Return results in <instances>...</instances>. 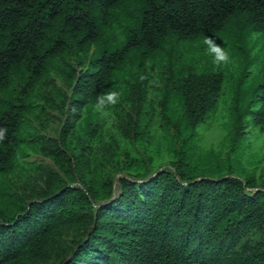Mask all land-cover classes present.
Masks as SVG:
<instances>
[{
  "label": "trees",
  "instance_id": "1",
  "mask_svg": "<svg viewBox=\"0 0 264 264\" xmlns=\"http://www.w3.org/2000/svg\"><path fill=\"white\" fill-rule=\"evenodd\" d=\"M236 15L264 34V0H0V182L28 151L51 162L30 195L0 184V264H264V175L201 170L187 152L152 172L132 155L145 133L130 116L118 129L127 149L98 146L97 97L128 64L144 66L167 41L213 37ZM222 83L193 71L175 81L188 129L206 121ZM260 91L247 114L264 127ZM131 92L138 117L145 84ZM53 106L58 139L35 125Z\"/></svg>",
  "mask_w": 264,
  "mask_h": 264
},
{
  "label": "rangeland",
  "instance_id": "2",
  "mask_svg": "<svg viewBox=\"0 0 264 264\" xmlns=\"http://www.w3.org/2000/svg\"><path fill=\"white\" fill-rule=\"evenodd\" d=\"M211 38L229 54L227 62L214 63L203 43L204 38H201L167 41L144 66H139L137 60L128 64L112 88L120 93L118 103L107 109L108 116L98 115L102 133L99 149L105 148L113 139L122 149H127L126 139L118 129L132 128L127 118L130 116L138 120L139 132L145 133L132 143V155L153 164L152 172L172 170L175 152H187L190 162L201 170L221 167L227 173L231 168L236 177L254 174L260 179L264 175V127L254 125L252 116L247 113L256 112L260 107L258 97L264 84V34L255 31L245 16L236 15ZM191 71L221 74L223 83L221 95L206 121L197 128L188 129L182 96L173 88L175 81ZM139 84H145L147 94L137 117L138 105L128 98ZM56 85L64 88L60 80ZM245 114L242 134L238 136L235 131L237 117ZM62 121L60 112L53 106L47 107L42 122L35 125L43 136L58 139ZM50 165L49 160L28 151L18 170L0 184L5 183L16 195H30L40 185L37 180L40 167ZM6 187L0 186V192Z\"/></svg>",
  "mask_w": 264,
  "mask_h": 264
},
{
  "label": "clouds",
  "instance_id": "3",
  "mask_svg": "<svg viewBox=\"0 0 264 264\" xmlns=\"http://www.w3.org/2000/svg\"><path fill=\"white\" fill-rule=\"evenodd\" d=\"M203 43L207 46L208 54L213 56L214 63L227 62L229 60V54L224 51L223 47L218 45L216 41L211 37H206ZM120 93L115 89H109L100 96L97 97L95 110L100 114L101 117L109 115L107 111L108 105H115L118 103ZM3 129H0V138L3 137Z\"/></svg>",
  "mask_w": 264,
  "mask_h": 264
}]
</instances>
